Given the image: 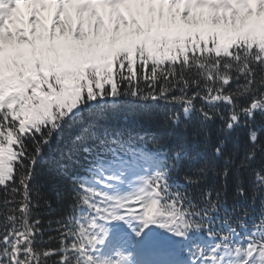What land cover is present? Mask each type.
<instances>
[{
  "label": "snow or ice",
  "instance_id": "6c2138e0",
  "mask_svg": "<svg viewBox=\"0 0 264 264\" xmlns=\"http://www.w3.org/2000/svg\"><path fill=\"white\" fill-rule=\"evenodd\" d=\"M0 264H264V0H0Z\"/></svg>",
  "mask_w": 264,
  "mask_h": 264
}]
</instances>
